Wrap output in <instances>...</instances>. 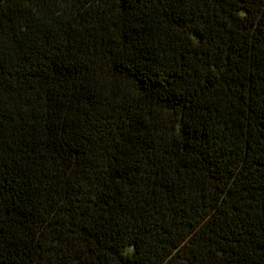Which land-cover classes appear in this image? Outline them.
<instances>
[{"label": "trees", "instance_id": "obj_1", "mask_svg": "<svg viewBox=\"0 0 264 264\" xmlns=\"http://www.w3.org/2000/svg\"><path fill=\"white\" fill-rule=\"evenodd\" d=\"M0 264H264V0H0Z\"/></svg>", "mask_w": 264, "mask_h": 264}]
</instances>
